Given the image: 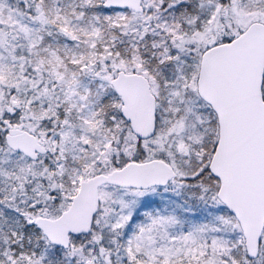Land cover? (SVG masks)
<instances>
[{
  "label": "snow or ice",
  "instance_id": "1",
  "mask_svg": "<svg viewBox=\"0 0 264 264\" xmlns=\"http://www.w3.org/2000/svg\"><path fill=\"white\" fill-rule=\"evenodd\" d=\"M0 264H264V0H0Z\"/></svg>",
  "mask_w": 264,
  "mask_h": 264
}]
</instances>
